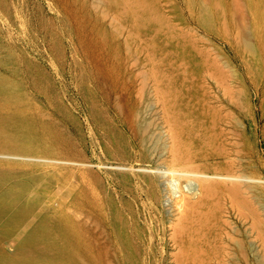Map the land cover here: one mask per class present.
Returning a JSON list of instances; mask_svg holds the SVG:
<instances>
[{
	"label": "rangeland",
	"instance_id": "374dc122",
	"mask_svg": "<svg viewBox=\"0 0 264 264\" xmlns=\"http://www.w3.org/2000/svg\"><path fill=\"white\" fill-rule=\"evenodd\" d=\"M262 262L264 0H0V264Z\"/></svg>",
	"mask_w": 264,
	"mask_h": 264
},
{
	"label": "bare ground",
	"instance_id": "6f19581e",
	"mask_svg": "<svg viewBox=\"0 0 264 264\" xmlns=\"http://www.w3.org/2000/svg\"><path fill=\"white\" fill-rule=\"evenodd\" d=\"M105 1H107V0H105ZM131 4V5H135L136 3H137V0H127V4ZM124 4H126V3H124ZM127 6V5H126ZM155 76V75H154ZM165 95H167V93L165 94ZM164 95V96H165ZM175 120V119H174ZM177 123V122H176ZM157 148H159V147H157ZM174 158H175V156H174ZM180 160V158H176L175 160H174V162L176 163V162H178ZM48 164V163H47ZM174 173V172H173ZM186 174V173H185ZM201 173H199V174H197V175H199L200 177H198V178H200L199 180V182H201V184H202V191L204 192V193H206V192H212L213 191V189H215V188H217V189H221V187H224V189L226 188V190L228 191V193L230 194V192L231 193H233L234 195H240L239 193H240V190H241V184L240 183H237L236 181H239L240 182V180H238L239 178H235V177H233L232 175H226V176H222V175H217L216 174V176H211L210 174H206V173H202L201 175H200ZM238 177H240V176H238ZM242 179V178H241ZM243 180V179H242ZM243 182V181H242ZM241 182V183H242ZM230 184H232V185H230ZM238 184V185H237ZM239 184H240V186H239ZM200 185V184H199ZM215 187V188H212V187ZM230 186H234V187H230ZM199 187V186H198ZM200 188V187H199ZM246 188V187H245ZM222 190V189H221ZM225 191V190H224ZM197 192H199L198 191V189H197ZM241 192H243V191H241ZM203 193V194H204ZM198 194V193H197ZM202 194V193H201ZM233 194H230L231 196L233 195ZM193 195H195V194H193ZM243 195V194H242ZM232 197H234V196H232ZM70 210H72V209H70ZM71 212V211H70ZM72 214L74 213V212H71ZM74 216H75V214H74ZM75 218V217H74ZM80 228V227H79ZM25 229V228H24ZM50 235H49V233L48 232H45V233H39L38 235H37V237L38 238H40V239H45V238H47V237H49ZM84 263H85V261H84ZM262 264H264V262H262Z\"/></svg>",
	"mask_w": 264,
	"mask_h": 264
}]
</instances>
